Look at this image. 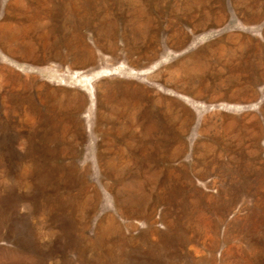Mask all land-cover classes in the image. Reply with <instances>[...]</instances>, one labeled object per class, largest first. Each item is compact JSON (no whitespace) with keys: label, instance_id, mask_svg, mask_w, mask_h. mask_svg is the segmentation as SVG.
I'll list each match as a JSON object with an SVG mask.
<instances>
[{"label":"rangeland","instance_id":"1","mask_svg":"<svg viewBox=\"0 0 264 264\" xmlns=\"http://www.w3.org/2000/svg\"><path fill=\"white\" fill-rule=\"evenodd\" d=\"M0 264H264V0H0Z\"/></svg>","mask_w":264,"mask_h":264},{"label":"bare ground","instance_id":"2","mask_svg":"<svg viewBox=\"0 0 264 264\" xmlns=\"http://www.w3.org/2000/svg\"><path fill=\"white\" fill-rule=\"evenodd\" d=\"M64 1H65V0H64ZM45 4H46V3H45ZM18 5H19V4H18ZM38 11H39V10H38ZM38 13H39V12H38ZM36 14H37V13H36ZM63 15H64V14H63ZM36 16H38V15H36ZM38 18H39V17H37V19H38ZM40 19H41V18H40ZM35 20H36V18H35ZM36 21H37V20H36ZM39 21H40V20H39ZM7 22H8V21H7ZM41 22H42V21H41ZM43 22H44V21H43ZM2 23H3V22H2ZM8 23H10V22H8ZM12 23H13V22H11V24H12ZM14 24H15V23H14ZM37 24H38V23H37ZM3 25H4V24H3ZM3 25H2V27H3ZM6 25H7V24H6ZM8 25H9V24H8ZM31 25H34V24L32 23ZM42 25H43V24H42ZM13 26H14V25H13ZM13 26H11V28H12ZM28 26H29V25H28ZM28 26H27V27H28ZM11 28H10V29H11ZM18 28H19V27H18ZM31 28H32V27H31ZM33 28H34V27H33ZM6 29H8V28H6ZM6 29H5V30H6ZM43 29H44V28H43ZM28 30H29V29H28ZM8 31H9V29H8ZM11 31H12V30H11ZM13 31H14V30H13ZM29 31H30V30H29ZM23 32L25 33V31H23ZM26 32H28V31L26 30ZM15 33H16V32H15ZM24 33H23V34H24ZM27 34H29V33H27ZM32 34H33V33H32ZM27 36H28V35H27ZM29 36H30V35H29ZM29 38H30V37H29ZM24 41H26V40H24ZM28 41H29V40H28ZM33 42H34V40H33ZM32 44H33V43H32Z\"/></svg>","mask_w":264,"mask_h":264}]
</instances>
